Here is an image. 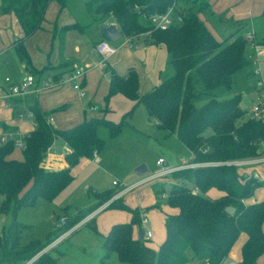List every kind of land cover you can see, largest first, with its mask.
<instances>
[{
	"label": "trees",
	"instance_id": "16d2710c",
	"mask_svg": "<svg viewBox=\"0 0 264 264\" xmlns=\"http://www.w3.org/2000/svg\"><path fill=\"white\" fill-rule=\"evenodd\" d=\"M0 1L2 11L14 13L24 32L23 38L15 43V50L30 64L24 41L42 28L47 8L55 0ZM57 1L63 6L66 0ZM204 4L203 0H87L85 7L96 15V21L103 22L113 15L124 36L137 37L149 32L154 43L164 44L173 69L171 76L144 94L139 91L135 69L129 68L124 76L113 70L106 100L121 94L135 105L143 104L159 129L175 135L193 153L189 164L257 157V143L264 139V124L244 119L246 109L242 107V94L223 100L211 97L202 106L194 103V99L204 93L212 94L219 88L231 90L236 73L251 64L246 50L248 41L243 35L235 32L217 41L199 19L198 12L205 8ZM136 5L145 14H164L175 7V14L182 22L165 31L156 30L142 19ZM133 110L118 123L95 118L72 129L58 131L48 124L39 109L33 108L37 125L25 138L23 159L11 157L15 150L12 141L0 142V194L4 196L0 211H7L11 201L17 210L22 206H34L39 200H55L73 182L72 167L82 157L90 158L94 150L103 149L104 141L98 137L97 129L104 126L111 137H117ZM57 137L71 149L66 154L69 167L49 170L42 162ZM248 169L234 165H199L161 177L175 182L170 189L166 188L169 183L162 189L167 191V206L176 212L166 216V238L157 250L148 245L146 238L141 240L135 235V227L142 231V210L132 209L123 201L112 202L106 209L127 210L132 217L129 222L114 224L103 236L105 255L98 264H109L107 260L111 254L127 264H223L241 234L248 237L242 248L241 264H255L264 254V200L254 203L250 200L255 191L264 186V181ZM213 189L220 191L222 196L208 197L207 193ZM159 192L162 193L156 190L157 196ZM94 195L97 202L93 206L76 215L72 222L56 226L44 242L20 246L21 233L28 226L12 222L0 235V264L23 261V264H59L63 252H57L56 257L49 251L34 257L84 218L86 212L91 213L111 200L113 190ZM160 205L157 202L155 207ZM228 207L235 211L228 213ZM83 225L98 231L95 219L93 224Z\"/></svg>",
	"mask_w": 264,
	"mask_h": 264
},
{
	"label": "crops",
	"instance_id": "0c3cea01",
	"mask_svg": "<svg viewBox=\"0 0 264 264\" xmlns=\"http://www.w3.org/2000/svg\"><path fill=\"white\" fill-rule=\"evenodd\" d=\"M71 1L72 0H66L63 6L57 0L52 1L47 8L42 28L25 39L24 45L30 57V64H27L24 60H22L15 50V43L24 36V32L16 16L14 13H5L0 10V26L4 29L3 31H0V55L4 54V56H8L11 52L10 56L7 58L5 57L6 66L10 68L9 74L3 77V73H0V84L4 83V80L7 77L12 79L14 82H18L28 73L36 75L38 79H51L61 82L62 80L67 81L70 72L74 69L79 68L86 71L85 77L82 79V92H84V96L80 95V91L76 90L72 83L66 82L39 94L30 92L12 102L0 100V136L7 132L19 133V135H28L30 132L35 130L37 122L34 117L29 116V112H33V108L39 109L41 113L45 115L47 122L50 123L52 128L58 131L72 129L85 121L95 118H105L106 120L118 123L122 120L126 113L130 112L134 108V115L129 118L127 123H125L123 131L117 137L113 138L109 133V136L104 134V137L101 138L97 129V135L104 141V147L105 141H108L109 143L120 141L124 137L127 130L132 131V136L136 138L135 140H139L144 136L149 137L151 134L158 135V132L164 134V137H176L165 130L159 129L157 121L149 117V114L143 104L140 103L135 105V102L121 94L114 95L108 101L106 100V96L108 95L110 88V73L113 70L124 76L127 74L129 68L135 69L134 65L140 63L141 69L139 71L140 74L145 75L147 86V89H144L146 91L141 92L143 82L141 81V75H139V91L141 94L152 90L155 86L165 80H162L164 61L169 59L170 62V56L169 58L167 57V54L169 55V53L166 46L164 44L154 43L149 32L148 38L145 37L147 33L141 34L140 36L134 37L132 42L136 39L135 43H132L129 46H121L123 42H121L118 46L115 45L116 47H119V50L116 54L109 58L108 67L103 68L99 66L101 57L95 53L94 49L99 42L107 40L102 33V28L112 24H117V22L110 20L113 17L111 15H109L103 22L96 21V16L93 18L82 16L80 13L73 10L75 5ZM203 1L205 2V8L203 9L204 11L201 10L198 12L199 19L204 23L214 38L220 42L235 32H239L240 34V26L242 23L254 26L257 21L264 17V0ZM85 3L86 1L81 3V12L84 10ZM206 13H209L210 17H206ZM216 18L219 19L221 24L226 26L223 33L217 34V32L215 33L213 31V25ZM91 23H94V25H89ZM229 23L233 24V28L230 27ZM67 26L74 27L68 28ZM117 26L118 29H120L118 24ZM88 27H90V30ZM227 30L228 32H226ZM248 33L249 32L244 35L246 39ZM140 37H144L141 44H144L145 47L139 46L140 41L137 40V38L140 39ZM254 40L256 43L261 45V48L264 46V37L262 40H258L254 37ZM246 50L249 55V47H246ZM120 52L121 54H119ZM119 57H122L124 61H126L124 62V66H128L123 72L118 71L119 69L116 67V64L119 63L121 65L123 63V61H119ZM111 60H113V64L115 66L111 64ZM141 105L144 106V108H142ZM142 109L145 111L144 119H141L138 116V110L141 111L140 113H143ZM103 149L99 151V162L101 160L100 156L103 159ZM22 150L23 147L15 146V150L11 157L22 160ZM70 150L71 149L67 143L60 137H57L53 145L50 147L47 156L44 158L42 165L49 170H62L69 167L66 160V154L70 152ZM18 151L20 153L16 155V152ZM188 158H191V161L193 153L192 156ZM188 158H183L181 163L167 168H178L183 164H189L190 161L187 162ZM91 160L93 159L91 158ZM165 162L167 165L166 160ZM88 163L95 164L96 162H91L88 157H82L79 163L72 167L71 173L74 176L73 182L54 201H59L60 198H66L71 195L73 191L85 182L81 175H83L82 173H85L86 175L91 173V166H89L91 164ZM86 169L89 171H86ZM248 171L252 174L258 173V179L260 181H264V164L263 166L260 165V167L259 165L258 167H249ZM146 176H148V174ZM141 179L127 186L126 189L135 185ZM149 183L145 185H148ZM145 185H142L132 191L140 189L143 190ZM214 190L215 189L211 191ZM132 191L126 192L124 194L125 197ZM143 191L151 193V190L149 189H144ZM209 192L207 193V196ZM221 196L222 195H219L218 197ZM157 200L156 194L153 193L151 204L149 203L150 205L136 206L142 210V218L146 216L145 213L148 209L155 208V204L158 202ZM263 200L264 186L255 191V195L250 200V203L261 202ZM96 202L97 199L95 203ZM165 206L166 208L163 212L164 224L166 216L176 212L175 209L168 208L167 203ZM161 207L162 204L160 205V208ZM107 210L109 209H104L100 213ZM112 210L115 211L118 209ZM100 213L95 216V219ZM131 217L132 216L129 213L128 222L131 220ZM113 225L114 223L109 225L108 230L105 233H102L103 236L110 231ZM83 227L84 226H81V228H78L77 231H80ZM148 230L151 229L148 227L146 231ZM146 231L143 232V229L140 231V227H135L134 230L135 235L137 236L143 232L144 238H146ZM151 232V239H147L149 241L155 236V232ZM165 238L166 228L163 235L159 237V247ZM247 238L246 234H241L239 236L228 258L223 262V264H241L242 248L247 241ZM152 248L157 250V247ZM63 254H65L64 251ZM104 255V252L99 253L96 261L99 262V259ZM116 257L117 256H114L113 254L111 259L114 261ZM116 259H118V257ZM59 264L61 263L59 262ZM255 264H264V254L258 258Z\"/></svg>",
	"mask_w": 264,
	"mask_h": 264
},
{
	"label": "rangeland",
	"instance_id": "374dc122",
	"mask_svg": "<svg viewBox=\"0 0 264 264\" xmlns=\"http://www.w3.org/2000/svg\"><path fill=\"white\" fill-rule=\"evenodd\" d=\"M83 1L85 2L87 0H72L71 2H73V4L75 5V7H73V10L77 11L82 16H85L87 18L95 17L96 15L90 13L85 7L83 12H81L80 8L81 3ZM195 6L196 5H194V7ZM206 17H210L209 13H206ZM110 20L115 21L114 16ZM229 24L230 27L233 28V24ZM89 25H94V23H91ZM225 27L226 26L221 24L219 19L216 18L213 25V31L215 33L217 32V34H220L225 31ZM88 29L90 30V27H88ZM1 30H4L2 26H0V31ZM226 32H228V30ZM247 32H253L256 39L262 40V38L264 37V17H262L261 20L257 21L256 25L254 26L242 23L240 26V34L244 36ZM145 37L148 38L149 34L147 33ZM143 38L144 37H140V39L137 38V40L140 41L139 46L145 47L144 44H141ZM126 39V36L123 35L120 39L116 40L114 43H111L118 46L121 42L125 41ZM135 40L133 43H135ZM262 48L264 51V46ZM121 52L119 54H121ZM10 54L11 52L8 54V56H10ZM8 56H4V54L0 55V73H3V77L8 75L10 71V68L6 66L5 60V57L7 58ZM167 57L169 58L168 54ZM119 61H123V63L121 65L119 63L116 64V67H118V71L123 72L127 69L128 66H124V62L126 61H124L122 57ZM111 64L114 65L113 60H111ZM134 67L138 72V77L139 75H141L142 77L141 81L143 82V85L141 92H145L146 90L144 89L147 87L145 75L140 74L139 71L141 69V64L137 63L134 65ZM259 67L264 72V53L259 60ZM253 69L254 65L251 64L242 69L241 71L237 72L234 76L233 86L231 90L219 88L213 91L212 94L204 93L198 98L194 99L195 105L202 106L207 101H209L211 97L223 100L229 99L235 94L240 93L243 96L242 99L244 105L247 108H250L256 101L257 97V89L254 86L256 79L251 77V72ZM172 74V66L169 62V59H166L164 61L162 80L168 78ZM250 84H252L253 86ZM142 108H144V106H142ZM142 110L143 113H140L141 111L138 110V116L141 119H144L145 111L144 109ZM133 115L134 112L132 113V116ZM210 131L211 130H208V133H210ZM98 133L101 138L104 137V134L106 136H109V131L103 126L98 128ZM164 136V134L158 132V135L151 134L149 135V137L144 136L139 140H135L136 138L132 136V131L127 130L124 134V137L120 141L113 143L105 141V147L102 152L103 159L100 156L101 160L98 164L88 163L91 164L89 165L91 166V173L88 175L82 173L83 175L81 176L85 182L81 184V186H79L75 191H73L71 195L67 196L66 198L62 197L59 199V201L39 200L34 206H22L17 210L15 209L13 201H11L7 211H0V235H3L4 230L6 231V229L11 225V223L16 221L18 224H24L28 226V228L24 229L21 233V237L19 239L20 246H27L30 243L36 241L44 242L47 236L54 230L56 226L57 228L61 227L58 225L61 219H65V223L67 221L72 222L76 215L85 213L88 208L93 206L96 201V197L94 195L95 193L113 190L112 199L114 197L116 199L114 198V200L111 202L109 200L105 204L109 202V205L112 202H114V204H117L118 202L123 201L127 206L132 209H135L138 205H147L149 203L151 204L152 194H156V190H158L162 191V193L159 192L158 196L156 195L158 199L157 201L159 202V204H162V207L148 209L145 215L149 220V224L147 226L143 224L141 225L143 232H145L148 227L151 229V231L155 232L154 238L150 241L148 240L147 243L149 246L157 247L158 249V243L160 241L159 237H161L163 235V232H165L163 212L166 208L165 205L168 196L167 191H164L162 187H164V184L166 183L172 185L175 182L169 179L158 178L154 181H151L148 185L144 184V189L151 190V193L143 191L144 189L132 191L138 187L133 188L131 190V187H128L127 189L126 187L131 185L135 181L143 178L147 174L149 176V174H153L160 171L161 167L156 165V161L159 158H163L164 160H166V167H170L181 163L183 158H188L192 156V152L188 150L176 137ZM94 152L95 150L91 153V157L88 158L91 162L93 161L91 160V158L93 157ZM19 153V151L16 152V155ZM190 159L191 158H188L187 162H189ZM142 164H145L147 166L148 171L145 175L138 176L135 171L136 168ZM86 171L89 170L86 169ZM114 181L118 183V186H115L113 184ZM169 185H167V187ZM128 191L132 192H130L125 197L124 194ZM121 193L122 195H118ZM219 195H222V193L218 190H214L209 192L208 197L215 199ZM3 200L4 196L0 194V205ZM101 207H99L95 211H92L91 213L87 214L86 212L84 218L79 220L76 224H73L71 229L63 233L56 241H54L48 247L43 249L34 258L48 251L52 252L51 254L56 257L58 255L57 252L64 251L65 254L59 257V262L61 264H98V262L96 261L97 256H99V253L104 252V250L102 251V233H105L108 230L109 225H112L113 223H124L128 222L129 220V212L127 210L118 209L114 211L112 209H109L100 213L102 210H104H101ZM98 213L100 214L95 219V216ZM94 219L95 225L97 226L98 230L97 232L94 231L90 226L83 225L84 227L80 231H77L75 234L72 235V232L77 228H81L82 224L86 222L93 224ZM115 255L116 254H114V256ZM111 256H113V254H111L107 260L109 264H127L118 261V259H116L117 257L113 261L111 259ZM1 258L2 251L0 250V260ZM23 262H18L17 264H23Z\"/></svg>",
	"mask_w": 264,
	"mask_h": 264
},
{
	"label": "built area",
	"instance_id": "2783aa9c",
	"mask_svg": "<svg viewBox=\"0 0 264 264\" xmlns=\"http://www.w3.org/2000/svg\"><path fill=\"white\" fill-rule=\"evenodd\" d=\"M135 9L139 12L142 19L148 21L156 30L165 31L170 27L178 25L182 22L181 17L175 14V7L170 8L164 14L142 13L140 7L137 5L135 6ZM0 10H2L1 1H0ZM254 37L255 36L253 32H249L247 34V39H248L247 47H249L250 49L248 51L250 53L248 57L251 60V64L254 65V69L251 72V77L256 79L254 86L257 89V97H256V101L253 103V105L250 108L245 107L246 113L244 119H249L264 124V72L259 67V60L263 55V49L260 47L258 43L255 42ZM126 38L127 39L123 41L121 46H129L133 43L132 40L134 37H126ZM118 50L119 47H116L110 41L103 40L99 42L94 49L95 53L101 57L99 66L103 68H107L109 58L112 57L114 54H116ZM85 74L86 71L84 69L77 68L74 69L72 72H70L67 81L62 80L61 82L51 79H41V78L38 79L36 75L30 73L23 76L18 82H14L12 81V79L7 77L5 78L4 83L0 84V100H6L12 102L17 98L22 97L30 92L39 94L43 91L50 90L58 86L59 84L66 82L72 83L74 88L80 91V95L84 96V92H82V79L85 77ZM29 116L34 117V113L29 112ZM48 124L50 123L48 122ZM26 136L27 135H19V133L17 134V133L7 132L2 136H0V142L7 143L12 141L15 146L24 148ZM257 145L259 147V151H258L259 155L254 158H247L242 160H234L227 162H211L205 164H183L178 168H167L165 164L166 163L165 160L163 158H160L157 161V165L161 167V170L154 174L142 178L138 183H136L133 186H130L131 187L130 190L142 186L144 184H147L165 175H168L173 171L180 169L194 168V167H198L199 165H212V166L234 165L240 169H247L249 167L251 168V167H256L258 165H263L264 139H261L257 143ZM92 159L96 163L99 162V152L97 150H95V152L93 153ZM254 176L256 178H259L258 173H255ZM113 184L115 186H118V183L116 181H114ZM194 192H197V189H194ZM118 195H122V193ZM114 198L110 200V202L113 201ZM109 203L103 205L101 207V210L105 209L109 205ZM64 224H65V219H61L58 225L62 226ZM142 224L145 226L148 224V219L146 216L142 218ZM145 237L146 239H151L152 237L151 230L146 231Z\"/></svg>",
	"mask_w": 264,
	"mask_h": 264
},
{
	"label": "water",
	"instance_id": "95a60500",
	"mask_svg": "<svg viewBox=\"0 0 264 264\" xmlns=\"http://www.w3.org/2000/svg\"><path fill=\"white\" fill-rule=\"evenodd\" d=\"M102 33H103L104 37L110 42H115L116 40L120 39L123 36V32L120 29H118V26L116 24H112V25L103 27ZM242 107L245 108V105L243 104ZM135 172L138 176L145 175L147 173L146 165H144V164L140 165L139 167L136 168ZM170 187L171 186L169 185L167 187V189H170ZM226 211L228 213L232 214L235 211V208L228 207V208H226ZM139 237L141 240H143L144 239V233L143 232L140 233Z\"/></svg>",
	"mask_w": 264,
	"mask_h": 264
}]
</instances>
